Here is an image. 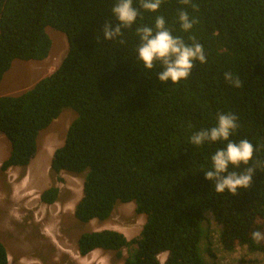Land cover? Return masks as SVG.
<instances>
[{"label": "trees", "instance_id": "trees-1", "mask_svg": "<svg viewBox=\"0 0 264 264\" xmlns=\"http://www.w3.org/2000/svg\"><path fill=\"white\" fill-rule=\"evenodd\" d=\"M115 2L0 0V81L14 59L47 57V27L67 40L66 53L51 73L20 93L0 96V133L9 142L0 169L25 168L37 151L38 134L69 107L75 116L52 153L49 175L54 184L64 180L60 171L82 179L74 219L103 221L117 202L128 201L135 213L145 215L131 239L112 229L83 231L76 241L81 254L100 247L115 251L122 264H160L157 256L166 251L162 264H208L200 243L203 223L212 217L220 225L223 249L245 244L262 253L264 262V241L251 239L261 229L255 220L264 221V0H191L188 5L164 0L157 12L142 10L122 37L105 40L101 29L105 22L115 25ZM181 9L197 21L187 32L180 27ZM158 15L174 36L200 43L205 52L206 63L196 61L179 83L160 82V65L148 70L137 59L135 28L154 26ZM225 72L239 77L242 86L228 84ZM229 112L239 124L230 139L250 141L260 168L251 186L235 196L217 193L205 178L211 156L226 142L195 147L189 139L214 126L217 113ZM244 167L229 170L240 173ZM58 193L50 185L40 199L51 204ZM0 264H8L1 241Z\"/></svg>", "mask_w": 264, "mask_h": 264}, {"label": "rangeland", "instance_id": "rangeland-1", "mask_svg": "<svg viewBox=\"0 0 264 264\" xmlns=\"http://www.w3.org/2000/svg\"><path fill=\"white\" fill-rule=\"evenodd\" d=\"M46 31L51 39L47 57L42 60H15L0 81V96L16 94L27 89L59 65L67 50L66 37L64 33L51 27H47ZM74 116L75 112L71 108H63L59 116L38 134V148L32 162L43 163L39 170L30 168L22 180L18 167L0 170V241L6 247L8 264H122L118 262L115 251L111 250L94 249V254L74 258L73 243L79 233L90 228L116 229L130 239L136 236L140 224L144 221L131 209V205H119L106 220L93 219L90 223L80 226L71 211L81 196L82 179L68 174L63 175V181H57L60 195L65 196L64 202L59 200L52 204H42L39 201L41 190L51 183V177L48 176L51 156L48 159V156L42 153L51 144L57 147L63 143L66 129ZM0 146V152L4 155V151L7 155L9 142L1 134ZM2 161L3 159H0V165ZM206 222V236L200 244L208 264H264L262 253L250 250L245 244H236L232 251H224L218 242L220 225L212 217ZM255 222L260 224L259 231L264 233V221L257 219ZM67 245H70L68 251L60 249ZM207 245L210 248L209 254L205 250ZM121 254L122 257L127 256V248L122 249Z\"/></svg>", "mask_w": 264, "mask_h": 264}, {"label": "clouds", "instance_id": "clouds-1", "mask_svg": "<svg viewBox=\"0 0 264 264\" xmlns=\"http://www.w3.org/2000/svg\"><path fill=\"white\" fill-rule=\"evenodd\" d=\"M138 2H139V7H136L134 6V0H116L114 6L111 9L116 23L115 25H113V23L111 22H105L103 24V28L101 29V32L103 34V39L115 40L117 38L122 37L124 33L122 29L124 30L131 29L133 25L136 23L138 16L141 15L142 10L148 11V12H157L159 8L161 7L162 3L164 2V0H138ZM179 2L181 4L188 5L191 3V0H179ZM192 6L194 8L196 7L195 5H192ZM178 19L180 21L181 29L185 32L191 30L193 28V25L197 22L195 18L190 19L189 14L183 9L180 10ZM135 32L139 39V44L136 49L137 59L141 61L144 68L148 70L153 69L157 64H159L161 67V70L156 75L158 76L159 81L164 84L168 83L169 81L175 84V83H179L181 80H186L190 76L191 71L196 61H199L201 64L206 63V56H205L203 46L200 43L195 42L194 40L191 44H188L181 37L174 36L172 32L166 26L165 17L162 15H158L155 17L154 26H149V25L137 26L135 28ZM123 42L124 41L121 39L120 43H123ZM15 60H20V59H14L12 63ZM33 60H37V59H33ZM22 61H26V60L23 59ZM4 74L2 76V79L4 77ZM224 79L228 84H230L233 87L239 88L242 86V82L240 81L239 77L234 76V74L231 72H225ZM238 127H239L238 116L236 114L231 113V112L217 113L216 124L214 126H212L211 128L202 129L198 132H195L189 138L190 144L194 145L195 147L204 145L205 143H213V142L224 143L226 142L225 147L218 149L211 156V169L205 171V178L207 180L212 181V184L214 182L215 191L217 193H224L225 190H227L229 194L235 196L240 193L241 189L247 190L252 184L254 170L260 169L257 162L253 159L254 151H255L253 144L247 139H242L239 142H234L230 139V136L233 133H235ZM50 160H51V157H50ZM250 162H252L251 166H250ZM241 165L245 167H244V170L240 173L229 170L230 167L233 169H238L241 167ZM28 166L29 164L23 169L18 166H10L4 171L8 170L11 167H18L19 176L21 178L20 180H22V178H24L28 173ZM64 174L75 176V175L66 173L64 171H60L59 173V175H61L62 177ZM48 176H50L49 166H48ZM75 177L79 178L78 176H75ZM57 183L58 182H56L54 185L58 187ZM81 189H82V184H81ZM76 201H78V199ZM119 205H124V206L131 205V209L134 210V202L128 201V202H117V204L114 205L112 212ZM73 209H74V206H73ZM71 212L73 216V210ZM138 216H140L141 220L142 218L143 220H145L144 214H138ZM90 221H88V223H90ZM143 222L144 221H142V223L140 224L141 226ZM205 224H208V223L207 222L203 223V227ZM141 226L139 228V231L141 229ZM102 229H111V228H102ZM102 229L90 228L86 231H98ZM112 230H116V229H112ZM204 230H205V227H204ZM219 232H218V237H219ZM138 233L136 234V236L138 235ZM80 234H78V236ZM78 236H77V239H78ZM205 236H206V233H205ZM251 239L256 243H260L261 241H264V233H262L259 230L253 231L251 233ZM76 241L73 243L74 250L76 251V254H73L74 256L83 258L87 256L88 254L93 253L92 250L100 249V247H95L89 252L85 254H81L80 251L78 250ZM223 250L230 252L233 249L232 250L223 249ZM161 254H163L162 256L164 255L165 256L163 260H160V258H158L160 264L164 262L167 252L166 251L161 252ZM7 259H8V253H7Z\"/></svg>", "mask_w": 264, "mask_h": 264}, {"label": "bare ground", "instance_id": "bare-ground-1", "mask_svg": "<svg viewBox=\"0 0 264 264\" xmlns=\"http://www.w3.org/2000/svg\"><path fill=\"white\" fill-rule=\"evenodd\" d=\"M59 126V125H58ZM58 128V127H57ZM59 130V129H58ZM5 145V144H4ZM1 147V146H0ZM4 147V146H3ZM54 147H55V145L54 144H51V146L49 147V148H45L44 149V151H43V153L42 154H46L47 156H48V159H49V157L52 155V152H53V150H54ZM2 148V147H1ZM1 150V149H0ZM3 153H5L4 155L0 152V159H4V158H6V152H4V151H2ZM37 152V151H36ZM34 158V157H33ZM35 165V163H33L32 162V160H31V162L29 163V166H28V171L30 170V168H32L33 166ZM9 169H12V168H9ZM15 178V177H14ZM63 187V186H62ZM34 205V204H33ZM74 206V205H73ZM28 207V206H27ZM67 214V213H66ZM138 231H139V228H138ZM49 235H51L50 233H48ZM53 237V236H52ZM69 246L70 245H67L66 247H60V249L61 250H63V251H68V248H69ZM74 246V245H73ZM74 254H76V251H74ZM94 254V253H93ZM161 254V253H160ZM160 254H158V258H160V260H163L164 259V256H162V255H160ZM72 257H74V258H77V256H74V255H72ZM81 263H85V262H83V261H81Z\"/></svg>", "mask_w": 264, "mask_h": 264}, {"label": "flooded vegetation", "instance_id": "flooded-vegetation-1", "mask_svg": "<svg viewBox=\"0 0 264 264\" xmlns=\"http://www.w3.org/2000/svg\"><path fill=\"white\" fill-rule=\"evenodd\" d=\"M51 181V183H50V185H54V182L52 181V180H50ZM49 185V186H50ZM8 188H9V186H8ZM42 191V190H41ZM41 193V192H40ZM59 195H58V199L55 201V202H57V201H59V200H62L61 202H64L65 201V196H62V195H60V192L58 193ZM39 201L42 203V204H48V203H45V202H42L41 201V199H40V194H39ZM76 220V219H75ZM77 221V220H76ZM78 223H79V225L80 226H83V225H85V224H87L86 222H79V221H77ZM86 231V230H85ZM83 232V231H82ZM80 234V233H79ZM20 259H18V261H19Z\"/></svg>", "mask_w": 264, "mask_h": 264}, {"label": "crops", "instance_id": "crops-1", "mask_svg": "<svg viewBox=\"0 0 264 264\" xmlns=\"http://www.w3.org/2000/svg\"><path fill=\"white\" fill-rule=\"evenodd\" d=\"M42 165H43V163H38V164H35L32 168H33L35 171H37V170H39V167L42 166Z\"/></svg>", "mask_w": 264, "mask_h": 264}]
</instances>
